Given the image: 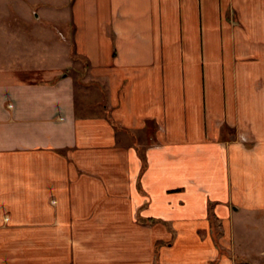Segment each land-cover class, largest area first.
Instances as JSON below:
<instances>
[{"label":"crops","instance_id":"0c3cea01","mask_svg":"<svg viewBox=\"0 0 264 264\" xmlns=\"http://www.w3.org/2000/svg\"><path fill=\"white\" fill-rule=\"evenodd\" d=\"M238 263L264 264V0H0V264Z\"/></svg>","mask_w":264,"mask_h":264},{"label":"trees","instance_id":"16d2710c","mask_svg":"<svg viewBox=\"0 0 264 264\" xmlns=\"http://www.w3.org/2000/svg\"><path fill=\"white\" fill-rule=\"evenodd\" d=\"M238 264H242V263H238ZM243 264H253V263H243Z\"/></svg>","mask_w":264,"mask_h":264},{"label":"built area","instance_id":"2783aa9c","mask_svg":"<svg viewBox=\"0 0 264 264\" xmlns=\"http://www.w3.org/2000/svg\"><path fill=\"white\" fill-rule=\"evenodd\" d=\"M243 140L246 141L247 139L245 137H243Z\"/></svg>","mask_w":264,"mask_h":264}]
</instances>
